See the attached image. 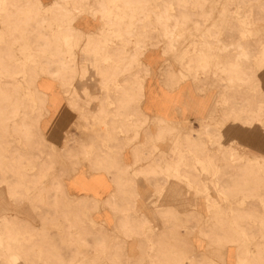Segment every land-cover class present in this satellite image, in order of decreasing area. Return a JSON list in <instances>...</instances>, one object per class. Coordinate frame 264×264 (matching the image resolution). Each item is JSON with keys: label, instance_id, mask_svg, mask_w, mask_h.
Listing matches in <instances>:
<instances>
[{"label": "rangeland", "instance_id": "obj_1", "mask_svg": "<svg viewBox=\"0 0 264 264\" xmlns=\"http://www.w3.org/2000/svg\"><path fill=\"white\" fill-rule=\"evenodd\" d=\"M87 1L0 0V198L32 210L41 228L24 232L23 225L10 223L7 231L0 220V264H48L50 258L56 264H264V0H150L148 7L147 0H136L130 25L117 35L121 47L134 48L121 60L137 66L139 87L148 74L140 57L152 49L164 58V85L172 78L178 84L188 80L217 99L198 128L163 125L162 133L147 137L146 146L153 149L165 140L184 145L196 160L212 161V168L201 163L205 192L200 200L184 202V224L176 225L175 233L155 235L158 245L144 248L136 260L124 247V222L115 229L119 235L104 234V241L88 215L78 212L89 210L86 201L75 206L63 194L66 162L55 161L58 152L36 132L46 112L37 81L50 75L62 81L76 108L65 76L74 67L73 50L89 36L74 27L76 20L81 14L99 16L104 29L110 22L111 10L104 4L87 10ZM125 38L130 43L123 44ZM145 123L136 126L134 140ZM87 124L80 112L74 127ZM194 235L205 240L203 253L190 247Z\"/></svg>", "mask_w": 264, "mask_h": 264}, {"label": "crops", "instance_id": "obj_2", "mask_svg": "<svg viewBox=\"0 0 264 264\" xmlns=\"http://www.w3.org/2000/svg\"><path fill=\"white\" fill-rule=\"evenodd\" d=\"M84 4L93 12L104 4L111 10L110 22L104 29L99 16L81 14L76 20L74 27L89 35L83 38L80 49L73 50L74 67L71 65L65 76L69 90L76 96V108L70 106L60 81L51 75L47 81H37L35 87L45 101L46 112L36 132L50 151L54 147L58 152L55 158L49 153V163L54 162L52 158L66 162L63 194L74 199L75 206L86 201L89 210L78 212L88 215L104 241V234L119 235L115 229L120 221L124 222L123 231L128 234L124 247L128 258L136 260L144 248L158 245L155 235L163 230L175 233V226L184 224V202L200 200L205 192L201 163V168H212V161L196 160L184 145L165 140L153 149L146 146L147 137L162 133L158 126L163 125L198 128L208 120L211 110L214 112L217 99L211 91L200 93L188 80L178 84L172 78L171 85H164V58L152 49L140 57L148 74L139 87L137 66L121 60L130 57L134 48L129 44L121 47L117 38L130 25L127 19L130 10L137 8L136 0H90ZM132 15L134 23L135 12ZM110 40L113 45H109ZM127 41L130 43V38L122 43ZM89 42L95 45L84 47ZM80 112L88 118V124L77 130L74 126ZM145 120L134 140L136 126ZM104 126L106 130H102ZM0 200V220L7 231L10 223L23 225L24 232L41 231L35 226L32 210L10 206L4 195ZM190 247L203 253L206 242L194 235ZM49 260L48 264H56L52 258Z\"/></svg>", "mask_w": 264, "mask_h": 264}, {"label": "bare ground", "instance_id": "obj_3", "mask_svg": "<svg viewBox=\"0 0 264 264\" xmlns=\"http://www.w3.org/2000/svg\"><path fill=\"white\" fill-rule=\"evenodd\" d=\"M58 1V0H57ZM64 1V0H63ZM61 4V3H60ZM82 4V3H81ZM84 4V3H83ZM41 6V5H40ZM55 6V5H54ZM74 6H76V5H74ZM58 7V6H57ZM63 7H64V5H63ZM83 8V7H82ZM81 8V9H82ZM47 9H49L48 7H47ZM62 9V8H61ZM59 10V9H58ZM61 11V10H60ZM102 11V10H101ZM104 11H105V9H104ZM1 12V11H0ZM51 12V11H50ZM49 12V13H50ZM62 12V11H61ZM65 12V11H64ZM72 12V11H71ZM51 14V13H50ZM57 14V13H56ZM52 15V14H51ZM50 15V16H51ZM51 18L53 19V17L51 16ZM57 18V17H56ZM12 19V18H11ZM59 19V18H58ZM62 19V18H61ZM58 21V20H57ZM14 22V21H13ZM70 22V21H69ZM5 23V22H4ZM5 24H7V23H5ZM34 29V28H33ZM35 32V31H34ZM30 35V34H29ZM38 35H40V34H38ZM36 38V37H35ZM31 45V44H30ZM35 45V44H34ZM32 46V45H31ZM205 46V45H204ZM38 49V48H37ZM198 53V52H197ZM59 60V59H58ZM125 60V59H124ZM61 61V60H60ZM127 61V60H126ZM204 61V60H203ZM235 62V61H234ZM55 62H53V64H54ZM66 64V63H65ZM205 64V63H204ZM239 67V66H238ZM60 68V67H59ZM227 68H225V70H226ZM228 70V69H227ZM239 70V69H238ZM63 71V70H62ZM6 72V71H5ZM64 72V71H63ZM51 74H53V73H51ZM63 74V73H62ZM180 74V73H179ZM227 74V73H226ZM54 75V74H53ZM230 75H232V74H230ZM67 76V75H66ZM181 76V75H180ZM236 76V75H235ZM243 76V75H242ZM176 77V76H175ZM244 77V76H243ZM230 78V77H229ZM182 80V79H181ZM64 81V80H63ZM62 82V81H61ZM177 83V82H176ZM63 86H65V85H63ZM177 87V86H176ZM65 90V89H64ZM73 94V93H72ZM223 122V121H222ZM158 126V125H157ZM161 132V131H160ZM162 137V136H161ZM182 138H183V136H182ZM193 140V139H192ZM182 141V140H181ZM195 145V144H194ZM199 145V144H198ZM200 150V149H199ZM198 152V151H197ZM198 157V156H197ZM262 159V157H259V159ZM257 159H258V157H257ZM257 159L256 158H254L253 160H256L257 161ZM256 165V164H255ZM262 166V165H261ZM247 167V166H246ZM234 173V172H233ZM260 178H261V176H260ZM257 183V182H256ZM255 186V185H254ZM257 186V185H256ZM243 232V231H242ZM235 234V233H234ZM250 240V239H249ZM247 251V250H246Z\"/></svg>", "mask_w": 264, "mask_h": 264}]
</instances>
